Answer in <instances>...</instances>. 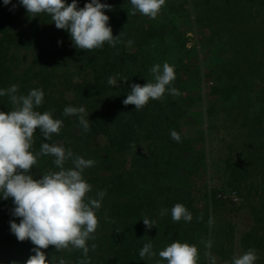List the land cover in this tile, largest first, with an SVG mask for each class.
<instances>
[{"label":"trees","instance_id":"16d2710c","mask_svg":"<svg viewBox=\"0 0 264 264\" xmlns=\"http://www.w3.org/2000/svg\"><path fill=\"white\" fill-rule=\"evenodd\" d=\"M71 2L72 0H66V3ZM87 2L90 0H77L78 7L82 8ZM100 2L111 5V9H106L105 14L110 17L109 25L113 35L118 36L122 32L120 42L115 47L105 43L103 48L91 51L77 48L71 50L74 57L93 63L90 67H81L79 76L65 69V66H60V53L47 50L36 35L22 32L10 22L0 19V89L16 84L19 86L17 94L24 95L32 89H42L44 102L37 110L41 113L49 111L53 118L63 121L64 131L58 135L63 142L67 138L65 130L68 129L76 139L75 146L81 136L95 139L96 145L90 151L85 152L75 147L72 152L94 160V166L90 167L94 174L112 175L109 177L108 189L116 197L118 204L112 210L114 224L95 243L94 251L89 245V264H156L160 258L159 251L174 241L197 246V241L209 234V219L219 221L229 211L230 203L220 197L219 188L224 185L217 183L216 179L211 186H206V212L202 215L197 211L198 214L193 217L192 210L196 209L189 208L192 198L190 194H186V199L183 197L180 190L182 183L180 179L177 180L182 177L190 179L200 163L204 168L207 167L205 152L194 153L191 149L198 142L206 145L210 141L209 146L213 147L214 138L209 135L208 128L206 131L199 129L196 139H186L180 124V119L186 113L180 110V106L177 108L167 103L166 95L162 100H150L139 111L135 110L134 105L124 106L122 103L131 91V84L144 85L153 81L150 69L155 64L162 65L168 58V34L172 31L165 25L157 26L143 18L121 13L120 10L128 0ZM24 16L32 19L25 8ZM36 19L49 24L60 36L72 43L70 34L66 30L57 29L51 17L41 14ZM129 40L133 42L130 46L127 43ZM31 44L36 47V54L31 63L19 71L21 60L12 49L27 50ZM251 55L264 59V51L258 48H253ZM215 66L220 68L214 74L215 77L208 75V78L215 80L210 88L211 96L215 97L214 103L223 106L224 120L229 128L234 127L239 120L245 121L246 126L254 106L253 101L248 96L245 102L239 105L235 103L242 88H249L244 75L231 63L221 62ZM117 74L119 77H126L128 81H120L118 77L117 86L109 85L108 78ZM54 82L62 88L59 96L52 93ZM180 82L177 77L173 87H178ZM199 101H202L200 97L197 102L187 99L186 104L188 107H195ZM214 103L212 107L215 106ZM66 106L86 109L90 131L84 132L78 116L63 114ZM199 108L202 110V105ZM11 110L8 97H0V111ZM195 116L188 117L189 120L184 124H193ZM254 120L251 133L253 145L242 148L229 145L223 175H226V188L237 191L243 198L241 208L251 217V224L240 238V255L250 248L255 249L258 256L255 264H264V105L258 107ZM172 130L179 133L180 142L171 137ZM44 142L48 141L37 130L34 133L33 151L39 152L40 145ZM132 144L136 145V149L131 147ZM189 146H192L191 149ZM119 155L130 159L129 169L115 167V158ZM53 159L51 156H41L34 168L41 174L56 170ZM120 169L123 170L115 173ZM254 197H257V203ZM177 203L183 204L192 214L190 222L183 219L173 221L171 209ZM14 207L12 198L4 200L0 196V264H10L13 260L23 264L27 250L26 243L18 241L10 231V221L19 223L20 219L12 215ZM162 209L167 210L163 216L160 215ZM145 217L156 222L150 230L143 223L142 219ZM224 229L225 244L220 245L219 249H208L215 257L216 264H232L235 256L233 233L228 235L231 233L230 224ZM149 242L153 245L156 256L141 259L139 252ZM65 257L68 264H80L85 259L82 251L75 249ZM161 262L167 264V261ZM198 264H210L209 258L199 256Z\"/></svg>","mask_w":264,"mask_h":264},{"label":"rangeland","instance_id":"374dc122","mask_svg":"<svg viewBox=\"0 0 264 264\" xmlns=\"http://www.w3.org/2000/svg\"><path fill=\"white\" fill-rule=\"evenodd\" d=\"M128 1L126 6L124 5L120 10L121 13L132 11L130 0ZM13 5L16 7L13 8ZM130 17L143 18L157 26L165 25L168 30L172 31L171 34H168V58L164 62L175 67L176 78L178 77L181 81L176 88L181 95L173 96L166 92L167 103L177 108L180 106V110L185 111L186 114L181 118L182 120L180 119V124L182 134L186 139L191 137L196 139L199 129L206 131L207 128L209 135L214 138L213 147L209 146L211 145L210 141L206 145H202L200 142L195 143L193 149H191L192 146H189L191 150H194V153L205 152V165L207 164V167L204 168L200 163L190 179L187 180L186 177L177 178L182 183L180 190L183 197L186 199V194H190L192 198V204L189 208L196 209V211L192 210L193 217L198 213L203 215L206 212L207 200L204 195L206 186H211L216 179H218L217 183L224 185V187L219 188L221 189L220 197L230 203L226 215L219 218V221L218 219L217 221L212 220V223L209 224V234L197 241L199 256L203 257L204 253L208 251L205 247L208 240L213 243L211 248H218L225 244L224 228L227 227L228 223L231 226V233L228 235L233 233L234 254L239 256L242 253L240 238L251 224V217L246 213V210L241 208L243 198L239 196L237 191L226 188V175H223V170L224 160L229 155V145L232 147L238 145L241 148L253 145L251 133L255 114L258 107L264 105V59L251 55L253 48L264 51V0H166L155 19L141 15L139 12L136 15H130ZM0 19L10 22L22 32L36 35L40 44L47 50L60 53L58 55L59 65L65 66V69L73 72L76 76H79L81 67L93 65L89 60L81 61L71 55V50L76 47L68 39L60 36L49 24L43 23L36 17L27 19L24 16V7L19 4V0H11L8 5L0 0ZM36 51L37 49L33 44L27 50L12 49V52L21 60L19 71L31 63ZM221 62L231 63L238 67L239 72L244 75L246 83L249 85V88H242L239 98L235 102L239 105L245 102L244 100L248 96L253 101L254 106L251 108L249 123L246 126H244L245 121L239 120L234 127L229 128L224 120L223 106L214 103L215 97L210 94V88L215 80L208 78V75L214 76L220 69L216 68L215 65L221 64ZM61 90V86L56 83L52 87V93L55 96H59ZM199 97L202 101H199L195 107L187 106V99H193L197 102ZM212 103L215 104L214 107H212ZM199 105H202L204 109L201 110ZM191 115H196L193 124H184ZM65 133L67 134L65 142L59 138V134H53L48 143L59 144L65 148L68 145L66 149L71 151L78 147L79 150L85 152L90 151L96 145L93 137L81 136V140L77 141L78 144L75 146L76 139L72 136V131L68 129L65 130ZM115 160V167L129 169L131 161L128 157L119 155ZM70 166L71 162L69 161L65 167ZM123 169L115 173H119ZM49 171H58V169ZM32 174L36 178L42 175L35 168H33ZM83 175L86 181L92 185L89 196L95 198L97 192L102 190L106 192L100 209L96 211L98 228L94 234L95 239L87 242L88 246H91L102 238L109 226L114 224L115 219L112 216V210L118 204V200L108 189L109 177L112 175L98 176L93 173L91 168L85 169ZM233 192H235L236 198L231 197ZM254 198L255 203H257V197ZM24 243L27 245V250L23 264L31 255H34L32 249L35 247L30 241L26 240ZM44 251L49 260L54 256L57 264L60 258H63L68 264L65 256L70 251L56 252L54 246H49Z\"/></svg>","mask_w":264,"mask_h":264},{"label":"clouds","instance_id":"9594fccd","mask_svg":"<svg viewBox=\"0 0 264 264\" xmlns=\"http://www.w3.org/2000/svg\"><path fill=\"white\" fill-rule=\"evenodd\" d=\"M5 5L11 0H3ZM166 0H130L132 11L128 15H141L155 19L160 13ZM30 17L46 14L51 17L57 29L66 30L73 45L79 50L91 51L103 48L105 43L115 47L120 42V36L113 35L109 25L110 17L105 10L111 5L101 3L100 0H90L84 6L78 7L77 0L66 3V0H19ZM16 5H13L15 8ZM130 46L133 42L129 40ZM150 73L153 81L144 85L131 84V91L123 100V105H134L135 110H142L150 100H162L165 93L173 96L181 95L180 91L172 87L176 79L175 67L168 62L155 64ZM119 74L110 76L108 84L117 86ZM120 81L127 82L126 77H119ZM18 85L13 84L6 89H0V97L7 96L11 111H0V196L4 200L12 198L15 205L12 215L18 217L19 223L10 221V231L20 242L30 241L35 247L24 264H57L53 256L49 260L45 249L54 246L56 252L63 250H81L83 257L80 264H89L88 241L95 239L98 228L96 211L106 195L105 191L96 193L92 198L89 193L92 185L84 178V171L94 166L95 161L85 159L74 154L62 145L44 142L39 152L33 151L34 133L39 130L45 140H51L53 134H59L63 127L61 119L53 118L49 111L41 113L37 109L44 102L42 89H32L27 95L17 94ZM65 116H78L79 124L84 132L90 131L88 113L84 107L66 106ZM171 137L180 142L179 133L172 130ZM131 147L136 149V145ZM41 156L53 157V163L58 171H48L39 178L32 174L33 168ZM70 167H65L67 162ZM162 209L160 215L166 214ZM174 222L183 219L192 220V214L181 204H175L171 209ZM202 219V217H201ZM147 229L155 226V221L145 217L142 219ZM212 223L211 218L209 224ZM212 241L205 244L207 249ZM95 244L91 245L94 251ZM161 261L167 264H198L199 250L196 245L174 241L158 253ZM210 264H216L215 257L210 251L204 253ZM141 259L156 256L151 242L145 243L139 252ZM258 256L255 249H248L245 253L232 258V264H255ZM10 264H19L13 260ZM58 264H67L60 258Z\"/></svg>","mask_w":264,"mask_h":264},{"label":"built area","instance_id":"2783aa9c","mask_svg":"<svg viewBox=\"0 0 264 264\" xmlns=\"http://www.w3.org/2000/svg\"><path fill=\"white\" fill-rule=\"evenodd\" d=\"M235 195H236L235 192H233L231 197H232V198H236Z\"/></svg>","mask_w":264,"mask_h":264}]
</instances>
